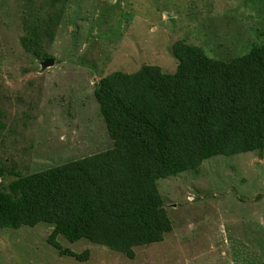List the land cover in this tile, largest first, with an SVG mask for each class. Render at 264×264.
<instances>
[{
  "label": "rangeland",
  "instance_id": "rangeland-1",
  "mask_svg": "<svg viewBox=\"0 0 264 264\" xmlns=\"http://www.w3.org/2000/svg\"><path fill=\"white\" fill-rule=\"evenodd\" d=\"M179 40L215 59L244 55L264 44V0H0V188L112 148L101 79L146 64L175 72ZM158 186L173 230L134 258L59 236L89 251L62 255L49 243L55 225L41 222L0 228V264H264V148L211 157Z\"/></svg>",
  "mask_w": 264,
  "mask_h": 264
},
{
  "label": "trees",
  "instance_id": "trees-1",
  "mask_svg": "<svg viewBox=\"0 0 264 264\" xmlns=\"http://www.w3.org/2000/svg\"><path fill=\"white\" fill-rule=\"evenodd\" d=\"M175 72L143 65L104 76L95 97L112 148L17 177L0 188V228L54 224L49 243L88 239L130 258L173 230L158 181L217 155L264 148V44L230 61L183 40ZM5 128L0 110V131ZM6 169L0 167V176ZM15 173V171H11Z\"/></svg>",
  "mask_w": 264,
  "mask_h": 264
},
{
  "label": "water",
  "instance_id": "water-1",
  "mask_svg": "<svg viewBox=\"0 0 264 264\" xmlns=\"http://www.w3.org/2000/svg\"><path fill=\"white\" fill-rule=\"evenodd\" d=\"M55 64V60L52 58H48L42 62V70H46L49 66H53Z\"/></svg>",
  "mask_w": 264,
  "mask_h": 264
}]
</instances>
